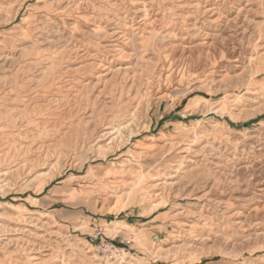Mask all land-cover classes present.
<instances>
[{"label":"rangeland","instance_id":"374dc122","mask_svg":"<svg viewBox=\"0 0 264 264\" xmlns=\"http://www.w3.org/2000/svg\"><path fill=\"white\" fill-rule=\"evenodd\" d=\"M0 264H264V0H0Z\"/></svg>","mask_w":264,"mask_h":264},{"label":"built area","instance_id":"2783aa9c","mask_svg":"<svg viewBox=\"0 0 264 264\" xmlns=\"http://www.w3.org/2000/svg\"><path fill=\"white\" fill-rule=\"evenodd\" d=\"M99 249L104 256L113 260H120L123 257L121 252L122 248L117 247L111 241L106 240L101 242Z\"/></svg>","mask_w":264,"mask_h":264},{"label":"crops","instance_id":"0c3cea01","mask_svg":"<svg viewBox=\"0 0 264 264\" xmlns=\"http://www.w3.org/2000/svg\"><path fill=\"white\" fill-rule=\"evenodd\" d=\"M107 221V220H106ZM118 224L117 222H114V224ZM129 222L128 221H125V223H121V225L120 226H122V227H127V226H129V224H128Z\"/></svg>","mask_w":264,"mask_h":264},{"label":"bare ground","instance_id":"6f19581e","mask_svg":"<svg viewBox=\"0 0 264 264\" xmlns=\"http://www.w3.org/2000/svg\"><path fill=\"white\" fill-rule=\"evenodd\" d=\"M133 234L135 235V237H136V238H139V239H141V235H140V234H138V233H135V232H134ZM131 235H132V234H131Z\"/></svg>","mask_w":264,"mask_h":264}]
</instances>
